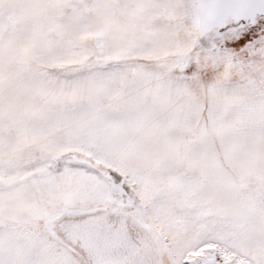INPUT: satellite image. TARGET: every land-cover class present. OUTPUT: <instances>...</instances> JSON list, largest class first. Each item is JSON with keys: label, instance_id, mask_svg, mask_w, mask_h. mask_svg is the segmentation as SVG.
Returning <instances> with one entry per match:
<instances>
[{"label": "snow or ice", "instance_id": "snow-or-ice-1", "mask_svg": "<svg viewBox=\"0 0 264 264\" xmlns=\"http://www.w3.org/2000/svg\"><path fill=\"white\" fill-rule=\"evenodd\" d=\"M0 264H264V0H0Z\"/></svg>", "mask_w": 264, "mask_h": 264}]
</instances>
